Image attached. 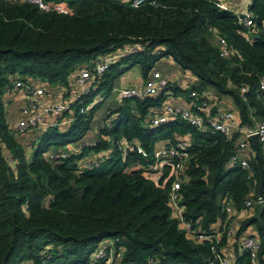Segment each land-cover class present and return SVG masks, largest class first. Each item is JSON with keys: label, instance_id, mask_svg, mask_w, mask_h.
I'll use <instances>...</instances> for the list:
<instances>
[{"label": "trees", "instance_id": "1", "mask_svg": "<svg viewBox=\"0 0 264 264\" xmlns=\"http://www.w3.org/2000/svg\"><path fill=\"white\" fill-rule=\"evenodd\" d=\"M53 1L65 2L70 12L0 0V264H96L92 255L105 239H118L121 264H147L149 259L158 264H219L214 250L228 245L226 234H219L217 243L197 240L172 212L168 191L174 159L149 175V159L136 152L121 164L115 148L91 170L81 164L84 152L107 150L121 137L137 140L151 152L158 144L174 142L176 135L188 134L190 158L179 204L183 218L196 222L198 230L191 233L212 234L218 219H225L222 198L244 213L251 190L254 197H264L262 146L249 158L250 174L237 164L226 167L239 131L226 138L180 118L145 128L151 109L161 103L159 96L123 101L111 113V126L98 129L97 141L55 159L50 151L82 139L102 102L88 114L76 109V120L67 128L16 133L7 90L16 78L49 87L68 85L74 71L96 56L139 41L146 43L145 50L113 64L88 99L111 94L117 79L135 65L146 78L154 62L166 58L196 78L192 89L217 102L229 97L240 126L264 123V92L258 90L264 78V0H251L248 7L258 28L250 33L236 13L219 6L225 0H145L138 7L129 0ZM252 33L259 37L249 38ZM220 40L227 44L228 57L220 54ZM258 208L238 225L233 264L250 262L247 254L237 253L240 233L250 225L264 256V209L258 220Z\"/></svg>", "mask_w": 264, "mask_h": 264}, {"label": "built area", "instance_id": "2", "mask_svg": "<svg viewBox=\"0 0 264 264\" xmlns=\"http://www.w3.org/2000/svg\"><path fill=\"white\" fill-rule=\"evenodd\" d=\"M13 2H30L37 5L40 9L45 11H56L58 13L70 12L65 2H58L53 0H10ZM145 0H129L132 7H138ZM219 6L228 9L227 4L220 2ZM239 20L249 29V33L257 31V23L253 20L249 9L243 13H238ZM215 32L212 28H209ZM216 38V37H215ZM220 54L223 57L229 56L227 44L224 40L219 41ZM146 43L139 41L126 44L118 49L112 50L104 55L96 56L90 64L79 67L69 77L68 99L56 100L48 103L42 101L48 92L46 87L39 81L33 79L16 78L12 81V86L7 90L8 95L12 94L13 90L20 91L24 95L25 105L20 110V116L14 121L13 128L16 133H22L27 130L41 131L50 126H59L63 123H70L76 120L75 110L78 114H88L99 103L103 102L106 95H97L96 98L88 99L89 95L95 91L98 82L105 76L110 67L134 53L145 50ZM124 66V65H123ZM182 81L171 82L164 78L159 71L151 70L149 76L145 79L144 84L140 88L135 87H113L114 93L120 102L126 100H143L145 98L162 96L160 105L153 108L152 113L147 117L145 124L147 127L161 126L169 121L180 118L185 120L190 125L196 127L198 130L210 129L212 131L221 133L226 138H230L234 131L241 132V135L236 140L232 149V153L227 159L226 167H233L235 164L240 165L251 174L249 158L255 156V149L252 147L249 137L255 135L258 145L264 148V123H255L251 126H240L234 108H225L219 105L216 99L209 96L206 92L200 93L190 86L184 87ZM259 92H264V78L260 80L258 85ZM177 88V89H176ZM246 91L245 87L241 88ZM178 91V92H176ZM185 93L187 102L180 103L178 94ZM174 92H176L174 94ZM73 112L72 118L59 121L58 116L62 113ZM111 113L101 120L98 129L108 128L111 126ZM111 148L104 150L101 153L93 154L84 159L81 164L88 170L99 167L105 162L115 148L120 152L121 164L125 161L127 155L136 152L144 159H149L150 164L146 171L149 175L159 173L162 165L170 159H174V179L171 182L168 191V199L172 212L175 217L181 222L187 234L193 236L197 240L205 238H212L218 242V235L225 233L228 245L214 250V259L219 264H233L235 259V250L232 244L235 242V235L238 231V224L235 223V209L233 208L228 197L222 198L223 213L225 219L219 218L216 224L212 226V234L205 232L191 233L196 229V222L186 221L182 216V210L179 204L181 199L179 189L181 187L182 177L187 161L190 158L188 149L190 147V137L188 134L176 135L174 142L170 144L159 145L154 147L151 152H148L137 140H128L121 137L115 142ZM29 146L30 143H27ZM90 144L84 143L75 147L73 151H67L65 147L63 150H56L49 153V156L55 159L67 157L70 154H75L83 147H89ZM264 203L262 194L254 197L251 190L244 200L246 207L244 217L251 213L253 209L259 207ZM255 227L250 225L246 230L240 233L238 240V254H247L249 257V264H264V256L260 257L261 245L255 238ZM118 239H105L101 241L95 249L92 258L95 262L102 261L112 256L114 244ZM261 258L263 260L261 261ZM147 264H158L154 259H149Z\"/></svg>", "mask_w": 264, "mask_h": 264}, {"label": "crops", "instance_id": "3", "mask_svg": "<svg viewBox=\"0 0 264 264\" xmlns=\"http://www.w3.org/2000/svg\"><path fill=\"white\" fill-rule=\"evenodd\" d=\"M225 1L226 2H224V3L227 4L228 8L236 14L243 13L245 10L248 9V7L251 3V0H225ZM166 61L169 64H170V62H172L168 59H166ZM155 64H153V65H155ZM152 70H153V68H152ZM153 71H155V70H153ZM156 71H159V70H156ZM160 73L164 78H166L167 80H169L171 82H178L179 83L180 81H182L181 84H183L184 87L190 86L189 83H193L194 81H196V78L194 76H191L190 74H188L184 71L182 72L183 76L184 75L188 76V77H186L185 80H184L183 76L178 80H174L173 78H175L176 76H171L169 73H167L165 71H161ZM120 77L117 79L114 87H129V86L125 85L124 81L120 80ZM138 77L143 78L144 80L147 78V77L145 78L144 76H142V74L140 72H139ZM70 79L71 78H69V80H68V85H64V86L63 85H56L55 87H49V86L43 85V86L49 87L51 89L46 88L48 94H47V96L43 97L42 101H44V103H48V102H52V101H56V100L68 99V93L67 92L69 89ZM143 84H144V82H143ZM143 84L141 86L139 84L138 86H133V87L140 88L143 86ZM176 92H178V91H176ZM176 92H174V94ZM179 92L181 93V94H178L179 102L180 103L187 102L188 99L185 96V93H182L181 91H179ZM112 94L114 95V97H111L112 101H110V103L106 106V108L103 111H99L98 108L96 111H94V117H93V120L91 122L92 133L91 132L88 133V135L84 136L80 141L68 146L67 151L70 152L75 147H78L79 145L84 144V143L90 144V146H91L95 141H97V138H96L97 136L95 137L93 134L97 135V133H98L97 127L99 126L101 120H103L105 116H108L110 113L115 111L122 104V102H120L117 99V97L114 93H111L109 95H112ZM107 98H109V97H106L105 100ZM7 99L9 100V105H8L9 116L13 121H15L20 116L21 108L25 105L26 101L24 99V95L20 91L13 90L12 94L10 93V95H8ZM107 101H109V100H107ZM217 103L219 105H221L222 107H225V108H234L232 100L226 96L222 97L221 102H217ZM154 108H156V107H154ZM152 110L153 109H151V111ZM72 116H73V112L62 113L61 115L58 116V120L59 121H65V120L72 118ZM72 122L73 121H71L70 123H63L62 125H59L58 127L67 128L68 126H70L72 124ZM91 127L89 130H91ZM93 128H94V130H93ZM93 137H94V139H92ZM159 145H164V143L158 144L155 147H157ZM103 151L104 150H100V151H93L92 150V151H89L88 153L84 152L83 158L86 159L87 157H89L93 154L101 153ZM79 152H81V150ZM235 212L236 213H235L234 220H235V223L239 225L244 219V213L241 211H236V210H235ZM120 258H121V250H117L115 247V244H114L112 256H110L109 258L102 260L100 262H96V264H121Z\"/></svg>", "mask_w": 264, "mask_h": 264}, {"label": "rangeland", "instance_id": "4", "mask_svg": "<svg viewBox=\"0 0 264 264\" xmlns=\"http://www.w3.org/2000/svg\"><path fill=\"white\" fill-rule=\"evenodd\" d=\"M154 64H155V65H153L154 67H152L153 70H159L160 72L161 71H165V72L169 73L171 76H176L175 78H173L174 80H178V79H180L183 76V73H182L183 70L176 63H174V62H170V64H169L166 61V58L159 59L156 62H154ZM139 72H140L139 66L135 65V66L131 67L130 69H128L120 77V80L121 81H124L125 85H127L129 87L130 86L131 87L138 86L139 84L141 86L145 80L143 78L138 77ZM186 77H188V76L187 75H184L183 76L184 80L186 79ZM46 88L51 89L49 87H46ZM96 97H97V95L94 98H96ZM107 97H109V98H107L103 103H101L99 105V107H98V110L99 111H103L106 108V106L110 103V101H112L111 97H114V95L113 94L112 95H109L108 94ZM107 100H109V101H107ZM113 115L115 117V113H113ZM93 130H94V128H93ZM90 132L92 133V127H91V130H89L88 132H86L84 136L88 135V133H90ZM93 135L95 137L97 136L96 134H93ZM92 139H94V137ZM53 150L54 149H52L50 152L53 153V152L56 151V150H54V151Z\"/></svg>", "mask_w": 264, "mask_h": 264}, {"label": "water", "instance_id": "5", "mask_svg": "<svg viewBox=\"0 0 264 264\" xmlns=\"http://www.w3.org/2000/svg\"><path fill=\"white\" fill-rule=\"evenodd\" d=\"M248 36H249V38H257V37H259V35H258V34H255V33L249 34ZM144 127L146 128L147 125L144 124ZM249 141H250L252 147H253V148L255 149V151H256L257 148H258V143H257V138H256V136L253 135V136L249 137ZM256 155H257V152H256ZM207 191L209 192V199L212 200L213 192H214V191H213V188L210 187V188L207 189ZM263 209H264V203H261V204L259 205L258 212H257L256 217H255L256 219H258V220L260 219L261 214H262V212H263Z\"/></svg>", "mask_w": 264, "mask_h": 264}]
</instances>
